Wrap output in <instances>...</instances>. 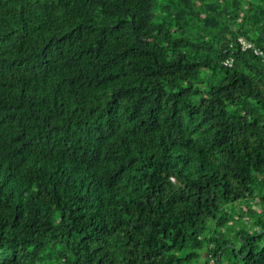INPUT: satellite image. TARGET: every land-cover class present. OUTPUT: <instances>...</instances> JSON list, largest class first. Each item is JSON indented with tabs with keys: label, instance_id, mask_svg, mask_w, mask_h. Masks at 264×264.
Here are the masks:
<instances>
[{
	"label": "trees",
	"instance_id": "trees-1",
	"mask_svg": "<svg viewBox=\"0 0 264 264\" xmlns=\"http://www.w3.org/2000/svg\"><path fill=\"white\" fill-rule=\"evenodd\" d=\"M0 264H264V0H0Z\"/></svg>",
	"mask_w": 264,
	"mask_h": 264
},
{
	"label": "built area",
	"instance_id": "built-area-1",
	"mask_svg": "<svg viewBox=\"0 0 264 264\" xmlns=\"http://www.w3.org/2000/svg\"><path fill=\"white\" fill-rule=\"evenodd\" d=\"M243 48L244 49H247V48H250L251 49L252 48L254 50V53L255 54H258L259 53V50L258 49H254L253 48V45L251 43H248V42H244L243 43ZM226 64L230 66L231 65V61L226 62Z\"/></svg>",
	"mask_w": 264,
	"mask_h": 264
}]
</instances>
